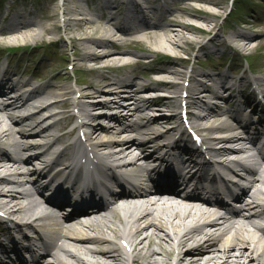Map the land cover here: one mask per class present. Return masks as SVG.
Wrapping results in <instances>:
<instances>
[{
  "label": "bare ground",
  "instance_id": "6f19581e",
  "mask_svg": "<svg viewBox=\"0 0 264 264\" xmlns=\"http://www.w3.org/2000/svg\"><path fill=\"white\" fill-rule=\"evenodd\" d=\"M106 5L109 6L108 3ZM119 7V5H111V9L116 8L117 10ZM100 10L106 11L104 2L101 3ZM160 11L159 7L151 8L150 13L158 17ZM72 13H75L78 18L74 21L67 18L65 21L66 30L72 32L73 28L76 27L79 32L83 33L79 35V39L75 36L71 38L73 49L78 53L80 61L91 66L96 64L100 71L132 65L131 54L128 51H121L117 45L124 39L137 37V42L154 55L175 54L179 49H183L182 44H188L185 33L189 32L197 35L201 32L202 28L196 26V24L201 23V21L206 22L209 33L215 30V27L211 24L215 18L214 13H210L206 9L195 8L186 2L180 8L181 15L171 13L166 22L159 20L158 23L152 25L147 24L143 11L135 7L132 11L133 18L130 19L131 21L129 20V23L139 22L144 24L143 31H138L129 26L124 28L119 23H114V15H110V13L108 15L99 14L97 21H94L79 8L70 9V7H67L65 15L68 17ZM56 18L55 14L45 16L46 21H55ZM5 22H8V24L0 30V45L17 46L20 43H26V41L38 42L46 36L57 34L59 31L57 27L47 28L44 23H38L36 20L19 23L18 21L6 19ZM173 26L180 27V31ZM109 27H112V30ZM87 30H92V32L86 33ZM216 38L217 34L213 39ZM251 38L245 35L242 38L237 36V38L231 39V43H236L237 47L247 48L252 45ZM174 62L172 61V64L164 65L156 70L158 85H143L137 81V78L115 82L104 78L96 85H90L86 90L80 91L83 95L78 100L76 109H78L81 117L87 120L84 124L86 130H88L86 143L89 144L92 152L99 157L103 158L104 156L100 153H104L106 156L104 158L114 163H111L112 166H119L123 162L131 164L132 173L128 172L129 176L139 177L141 173L146 172L144 167L137 166V164H142L140 162L143 161L161 159L158 163L164 165L170 157V140L177 133L174 128L158 133L159 128H163L165 121L162 119L158 121L156 118L149 117V112L152 110L151 107L146 108V105L151 102L145 97L150 94L144 95L143 90L155 91L158 88H163L176 91L182 90V92L188 91L190 94H194L197 91L196 88L199 91L202 88L205 89L203 93L217 97L218 90L224 88L225 84L229 82L225 74L217 79L213 75H208L206 79L212 84L210 89L199 83L196 78L197 74H195L190 76L189 79L192 86L189 89H180L179 84L170 81V76L182 77V74L178 71H171L172 66L170 65H173ZM182 78H184V75ZM17 79L15 78V80ZM258 83L264 85V79L259 80ZM19 84L20 82L16 81L14 83L9 79L3 81L0 83V92H20V89L17 90ZM239 85L242 86V82H239ZM50 88V86H40L34 88L30 94L21 93L10 102L11 108L3 104L4 97H7L8 94L0 96V142L5 143V149L0 152V173L8 172L10 174L5 179H0V207L8 217L19 218L32 215L34 212L39 213L40 216L37 218L41 222V226L43 222L47 223L43 226L44 232L53 234L54 239H56L55 248L78 264H90L79 256L81 254L95 259L91 264H264V229H261L252 221L254 219L264 220V207L262 210V206L259 205L257 200L244 205V208L251 210L249 217H245L246 214L239 211L232 219H226L222 212L223 207L228 206V202L223 201L224 198L212 202L203 199L199 194L197 199L202 200L205 207H209V204L212 205L209 208H204L194 204L198 202L197 200L184 198V200L180 199L181 201H179L178 198L172 197L173 195H183L181 190L185 188L186 182L180 180L177 183L165 174L166 172H162L164 169L160 172H152V175L157 176L159 179L155 182V185H159L158 188L162 189L163 192L158 195L157 199L154 198L152 201L147 192L137 194L139 198L136 199L140 201H128L126 196L122 195L118 197V200L116 198L114 202L106 205L98 214H92L90 221L85 222L76 216L59 220L54 214L55 208H53L54 204L51 200L42 199L40 196L42 200H37L30 191H22L27 183H30L35 187L34 190L37 195L42 193L39 190L40 187L36 188L37 181L42 178L38 177L34 181H30V167L26 166V161L29 160L26 153L40 148L38 145L47 146L44 152L37 155V161L43 166L45 165L44 168L61 167V170L64 169V171L58 172L57 177L62 179L67 171L64 163L66 161L65 154H59L50 165H48L47 160L49 152L56 145L66 141L65 137L55 136L59 121L53 120L57 118L58 114L50 115L51 117L48 115L49 117L46 120L44 118L31 122L42 113L47 114L51 108L56 106V103L42 104L38 108L40 111H36L35 114L26 117L20 115L21 112L28 111L33 102L41 104L48 100L52 96L51 94H54ZM103 88L110 89V91H106L108 95H111L108 102L104 104L89 103L105 93ZM87 90H91V92L88 93ZM193 98L191 97V99ZM196 101L199 109H204L206 104ZM132 107H134V113L130 116L127 111ZM105 110L116 111L112 116L114 123L112 128L92 127L90 123L95 121L96 117L105 115ZM205 111L199 119L209 124L208 130L221 135L217 136V138L222 139L219 143H226L221 148H214L212 145L217 142L216 139L213 137L207 138L211 157L224 158L229 155L240 156L248 153L247 147L242 145L233 148L230 146L242 144L243 142L254 145V139H257V137H252L249 132L250 126L253 124L248 125L245 122L249 119L241 118L240 113L231 110L230 107L224 110L218 107L208 108ZM236 118L239 120H236ZM138 120H142L144 123L139 124ZM233 121L237 122V125ZM46 122H53V124L44 129L43 126ZM128 122H130L129 125L125 127ZM259 123H261L260 126H264L263 117H261ZM256 131L257 133L260 132L257 129ZM143 135H146V140L142 144L136 138ZM51 137L55 139L53 144L48 142ZM23 139L30 144L26 147L22 146L21 141ZM39 140H42L43 143H39ZM180 147L176 148L174 155L178 158V164L187 166V172L184 175L186 177H189V174L195 176V167H197L203 169L200 178H204L208 174L206 170H210L212 164L204 157H201L199 161L192 160V157L185 159L182 157L184 148ZM8 149H11V152H8ZM69 149V146L66 145L65 150L69 151ZM190 152L200 155V153H197L195 146L190 147ZM79 164L84 166L87 163L82 160ZM219 165L220 167H227L224 166L225 163ZM261 165L264 167V160L261 161ZM262 167L253 168L252 171L256 172L258 176L255 178L252 188L246 191V197L250 198V193L254 189L256 181L264 184V177L260 173ZM226 169L228 170V168ZM17 176L19 178L23 177L24 180L20 181L14 178ZM69 187L77 188L74 184L70 186L63 185L60 191L56 192L58 199L65 198V189ZM79 187L88 188L90 184L84 183ZM202 188L205 189L204 185L198 188V192H201ZM47 192H50V190ZM93 192H95V188L92 191L86 190L82 193L91 198L90 194ZM165 194L171 197H167ZM245 199L243 198L241 202L245 203ZM121 200L123 202L119 204L118 202ZM189 201L194 202L190 203ZM96 208L100 210L102 207ZM61 209H64V207ZM25 227L34 230L32 225ZM23 229L22 226L15 225V230L18 232H23ZM253 230H258L261 235H255ZM93 231L100 232L102 237H91L88 233ZM109 233H112L120 244L125 241L128 246L124 247L125 244L121 246L119 243L109 240L105 236ZM7 235H11L10 230H8ZM1 238L5 239L7 237L3 238L2 236ZM65 241L74 244L72 252L65 247ZM154 245L158 249L152 248ZM164 245H167L169 250H166ZM159 256L165 258V260L160 261ZM52 257L53 264H66L58 255ZM98 258L105 261L101 262ZM10 260L12 259H5L0 263H9Z\"/></svg>",
  "mask_w": 264,
  "mask_h": 264
},
{
  "label": "rangeland",
  "instance_id": "374dc122",
  "mask_svg": "<svg viewBox=\"0 0 264 264\" xmlns=\"http://www.w3.org/2000/svg\"><path fill=\"white\" fill-rule=\"evenodd\" d=\"M12 1L14 0H0V2H2V8L10 6L12 4ZM88 1L90 3H87ZM96 1L97 0H71L70 2H66L65 0H57L52 3V0H21L22 3L27 4L28 11L31 12L34 16L38 17L36 19L38 20V23H44L47 28H51L55 24L59 29L57 34L46 36L42 41H26V43H23L25 46H27L26 51H21L19 52V54H13L12 59L14 58V64L20 65L19 67L22 68L21 71L27 74L26 77L33 84H51V86L57 93H61L67 91V88H71L75 91L85 89L91 84L93 85L100 82L103 79L102 75L106 78L108 77L112 79L128 77L130 78L135 77L136 75L138 81L141 84L147 85L152 82V78L149 76L151 70L155 68L159 69L166 63L172 64L169 61L173 60V58H175L174 56L171 57L169 55H163L165 58L157 59V57L154 55L151 56L149 54L143 53L144 50L140 45L133 47L124 44H122V46H124L123 50L129 51L134 56L133 58L131 57V61L134 63V66L128 67L120 74H113L108 70L98 71L94 66L86 65L83 61H80L78 59V53H76V50L74 51L69 39L73 36L79 39V35L83 33L79 32L76 27L73 28L72 32L67 31L64 27V20H66L67 16L63 15V13L65 12V8L67 7H70V9L79 8L83 13H87L89 17L94 21H97L98 12H94V9L98 8L97 5H95ZM110 1H112L116 5L120 3V0ZM184 1L185 0H162V2L167 4L170 11H174V13H177L176 15L180 14L179 8L182 5L181 3ZM186 1H190L189 4L193 5L195 8L206 9L208 12L215 14V18L213 19V22L211 24L215 27L213 33H216L218 37L217 40L208 44L209 49H207V41L209 40V37L203 34L194 35L189 32L185 33L188 44H182L183 49H179L175 53L177 55L176 57H178V62L177 65L171 67L172 72L178 71L182 74V77L184 75V78H176L175 76H170L171 82H181L182 87H184V85H188L189 87L190 83H188V81L186 80L190 77L191 74L193 75V73H197L198 76L196 77L198 81L202 83L205 80L206 74H214L216 75L215 77H218L220 74H225L228 79L234 80V82H237L241 78H248L250 80L252 76L247 71V69H244L245 65L242 63L243 57L252 59L254 62H256V65L258 64V67L254 69L252 68V70L258 74L259 78L264 77V0H243L246 1L244 8L247 9H244V12L249 11L250 15H244L239 12H234L237 15L233 17L231 16L227 21L224 20H226V17H228L230 11H234L235 6L238 7V2L240 3L242 0H235V5V2H233L234 0ZM86 7L89 8V10H86ZM124 7L125 6H123L122 10L125 9ZM41 8H44L42 12L39 11V9ZM45 10L49 11L47 12V14L49 15H57V19L55 21H46ZM164 16L166 15L164 14ZM68 18L71 20H76L78 16L75 13H72L68 16ZM157 20V17L152 18V22ZM196 26L202 28V30L204 31H208L206 22L198 23L196 24ZM175 28L179 27L175 26ZM178 31H180V28ZM91 32L92 30L86 31V33ZM238 35H242V37L244 35L252 37L250 40L252 42V45L248 47V49H244L243 51L233 50L234 46L237 45L236 43H234V45H230V42L231 39L236 38V36ZM135 39L137 40V37L124 39V43L126 44V41ZM203 43L206 44V49L201 50L200 48L202 47ZM41 46L45 47L46 51L50 52V54L32 56L34 51L33 49L35 47L40 48ZM222 56L223 59H221ZM60 58H63V60H60ZM210 58H213V60L216 61L210 63L208 62ZM236 60H238V62H236ZM54 62H57V65L54 66ZM259 64L262 65V68L261 65L259 66ZM41 65H43L42 69L40 68ZM55 67L63 68L61 70V73H52ZM71 67H74V70L76 71L82 70L84 72H87V74L81 76V79L83 80V86L77 85L76 77L69 70L71 69ZM39 77H43V79L38 80ZM253 78L256 77L253 76ZM206 87L209 88V86ZM204 90L205 89H202V91ZM202 91L200 92L202 93ZM239 91L241 90L237 88H231L230 85L226 84L225 88L220 91L219 99H214L212 98V96L207 94H203L201 98L203 99L204 103H208L211 107L220 106L223 108L226 106L224 100H227L229 95L233 97L237 96ZM169 92L171 94H175V99L168 103L171 104L172 107H175L174 111H176L181 99V92L179 90H169ZM60 95L61 94H55L56 97H52V99L50 100L55 101L58 96L60 97ZM110 97L111 95H108L105 91L103 95L99 96L96 99H93V102L89 103L99 104L107 101L106 99H109ZM75 99V96H70V103H74ZM62 101L63 100H60L61 104H59V106L57 105V108L52 109V112L59 111L63 109L62 107H65ZM70 103L68 102V104ZM153 105L157 107L158 105L164 106L167 104H165V102L159 101L154 102ZM102 118L103 116L99 117V119ZM164 247L166 248V250H168L167 245H164ZM152 248L158 249L156 245H154ZM158 259L160 261L165 260V258L160 256L158 257Z\"/></svg>",
  "mask_w": 264,
  "mask_h": 264
}]
</instances>
